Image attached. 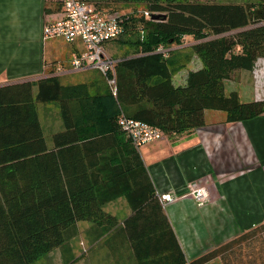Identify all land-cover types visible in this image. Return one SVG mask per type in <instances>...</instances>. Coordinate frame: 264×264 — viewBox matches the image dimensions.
<instances>
[{"label": "trees", "instance_id": "16d2710c", "mask_svg": "<svg viewBox=\"0 0 264 264\" xmlns=\"http://www.w3.org/2000/svg\"><path fill=\"white\" fill-rule=\"evenodd\" d=\"M131 1L144 3L149 17L118 16L123 33L145 35L131 42L133 52L116 64V94L109 88L92 94L85 82L64 84L54 73L57 68L35 82L0 85V264H31L76 236L79 221L110 230L117 218L103 206L119 196L126 198L132 211L123 228L134 248L146 238L139 229L132 230V224L157 216L173 237L171 245L164 244L167 253L157 264H185L140 151L120 129L118 116L123 112L172 135L203 126L208 110L223 111L225 122L264 113V100H244L236 90L226 89V81L237 70L251 71L257 58L264 57V0ZM152 14L160 17L152 19ZM186 37L196 40L187 51L167 55L156 51L160 45L180 44ZM194 55L202 66L189 70L184 85H175L173 74ZM51 101L59 102L68 129L55 134L50 147L36 105ZM93 111L100 113L93 115ZM109 136L114 143H106ZM259 229L229 240L190 264L216 257L227 264ZM136 253L139 258L145 256L141 247Z\"/></svg>", "mask_w": 264, "mask_h": 264}, {"label": "crops", "instance_id": "0c3cea01", "mask_svg": "<svg viewBox=\"0 0 264 264\" xmlns=\"http://www.w3.org/2000/svg\"><path fill=\"white\" fill-rule=\"evenodd\" d=\"M84 1L105 16L135 13V6L146 9L144 3L131 0ZM248 1L252 0H222L230 3ZM46 7L54 10L46 12ZM57 7L54 0H0V85L27 80L35 82L40 77L53 74L56 67L52 65H55L60 55L65 58L63 66L67 68L72 52L84 48L80 40L68 42L70 46L65 50L52 44L40 43L39 47H34L29 43H17L24 37V42L35 41L36 36L42 41V23L63 15L62 9L57 10ZM5 40L8 42L5 43ZM114 42H109L107 47L117 50ZM182 45L185 44L172 45L170 51ZM47 57H52L51 61L47 62ZM201 66V60L194 55L188 64L173 74V83L184 85L189 70ZM60 77L64 84L87 83L92 94L109 88L105 77L93 69L69 71ZM36 93L37 87L34 86V96ZM241 98L250 100L248 97ZM40 104H50L51 108H42ZM36 107L46 143L51 147L54 135L68 129L60 104L57 101L37 102ZM99 113L93 111V115ZM218 113L223 115L222 119L212 120V115ZM224 117L223 111L208 110L203 126L167 135V139L163 138L165 143L160 142L162 139L147 143L139 148L140 155L163 213L184 253L185 264L257 227L262 229L256 230L253 238L247 241L249 243L239 248L240 252L237 251L236 255L232 254L227 264H264V113L237 122H225ZM76 120L82 124L78 116ZM73 122L74 119L69 121V127ZM91 123L93 126L97 124L94 120ZM191 136L196 138L194 143L190 140L175 143ZM108 138L110 141L106 143H114L111 136ZM209 175L219 181L213 187H208L210 199L198 205L187 194L188 184L200 177L199 180L204 177L208 179ZM168 191L175 198L163 204L159 194ZM103 208L117 218V224L110 230L104 232L101 225L79 221L76 236L31 264H37L43 258L45 264H157L159 257L167 253L163 246L171 245L173 237L157 216L154 218L151 215L149 219L145 217L132 224V230L139 229L146 238L144 242L138 243L136 249L128 231L123 228L125 219L132 213L126 198L119 196L104 204ZM154 227L157 230L150 232ZM140 247L141 253L145 255L143 258H139L136 253ZM204 264L226 263L221 257H216Z\"/></svg>", "mask_w": 264, "mask_h": 264}, {"label": "built area", "instance_id": "2783aa9c", "mask_svg": "<svg viewBox=\"0 0 264 264\" xmlns=\"http://www.w3.org/2000/svg\"><path fill=\"white\" fill-rule=\"evenodd\" d=\"M60 4L63 15L59 19L52 20L42 26L41 38L61 37L65 41L75 42L80 40L84 48L73 51L69 66H60L55 74L61 75L69 71H83L93 69L99 71L111 89L116 94V64L119 57H110L107 44L123 33V22L118 16H105L98 12L90 3L84 0H54ZM149 17V12H144ZM264 24V21H261ZM156 51L167 55L170 47L158 46ZM120 129L136 147L140 148L147 143L159 140L165 135L164 131L153 124L144 122L120 113L117 119ZM208 184L204 180L194 181L188 184V193L198 205H203L209 198ZM163 204L174 200V195L168 191L159 194Z\"/></svg>", "mask_w": 264, "mask_h": 264}, {"label": "rangeland", "instance_id": "374dc122", "mask_svg": "<svg viewBox=\"0 0 264 264\" xmlns=\"http://www.w3.org/2000/svg\"><path fill=\"white\" fill-rule=\"evenodd\" d=\"M203 1H217V0H203ZM220 2H222V0H218ZM225 1V0H224ZM139 9V10H138ZM135 10V13L137 15L143 14L145 12V8H143V6H135V8L133 9ZM128 14H131L130 12ZM50 22V21H44L42 24L44 25L45 23ZM140 31V30H139ZM145 35L144 32L140 31V34L138 32L130 34V33H123L122 35H120L118 38H116L114 41L115 45H117V50L115 49H110L109 47H107V51L111 54L110 57H119L122 58L123 55H127V54H131L133 52V47H132V43L134 40L138 39V37L140 36L141 38H143ZM28 38H26L27 40ZM49 39V40H48ZM42 41L39 39L38 40V36H36V40L32 41V40H27V41H23L25 40V37L23 39H21L20 41H15L17 43H29V44H33L34 47H39V44L41 43V45L43 43L45 44H52V45H57L59 46L61 49L65 50L67 48H69L70 44L68 43V41H65L63 38L61 37H51ZM5 43L8 42L7 40L4 41ZM14 44H17L15 43ZM196 42V40L186 37L184 39V41L182 42V46H177L174 49L176 50H171L170 52L176 54L177 52H182V51H187L189 50V48L191 47V45H193ZM51 45V46H52ZM176 45V44H175ZM196 56V55H195ZM197 57V56H196ZM52 57H47V62L48 60H50ZM65 59V58H64ZM63 59V56L60 55L58 57V59H56V63L55 65H52L53 67H60L63 66V64H65V60ZM51 61V60H50ZM51 67V66H50ZM182 68V67H181ZM68 80L73 81L72 78H68ZM80 80V79H77ZM76 80V81H77ZM254 86V89H253ZM226 89L229 90H236L239 95H241V97L245 98L248 97L250 100L251 99H256V100H264V57H259L257 58V60L255 61L254 67L251 71H247V70H237L230 79H228L226 81ZM254 90V92H253ZM41 105V104H40ZM42 108H51V105L49 104H45V105H41ZM223 115L218 113V114H214L212 115V120L217 121L222 119ZM167 135L165 134L163 136V138L167 139L166 137ZM250 137L251 134H250ZM163 138L159 139L161 140V143H165V140H163ZM156 140V141H159ZM190 140L191 143H194L196 141L195 136H191L188 138H182L181 140L175 142V143H185V141ZM154 141V142H156ZM210 177H207L208 179H206L205 177L202 178L204 181H206V183L209 185V187H213V185H216L217 183V178L209 175ZM198 178L196 181H200ZM219 181V180H218ZM194 182V181H193ZM192 183V182H190ZM124 199V198H123ZM123 210H120V212H122ZM40 261V262H39ZM37 264H45V260L44 258L39 260Z\"/></svg>", "mask_w": 264, "mask_h": 264}, {"label": "water", "instance_id": "95a60500", "mask_svg": "<svg viewBox=\"0 0 264 264\" xmlns=\"http://www.w3.org/2000/svg\"><path fill=\"white\" fill-rule=\"evenodd\" d=\"M160 17V14H152L151 18L152 19H158Z\"/></svg>", "mask_w": 264, "mask_h": 264}]
</instances>
